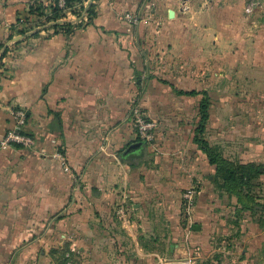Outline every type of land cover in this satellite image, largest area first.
<instances>
[{
	"label": "crops",
	"instance_id": "1",
	"mask_svg": "<svg viewBox=\"0 0 264 264\" xmlns=\"http://www.w3.org/2000/svg\"><path fill=\"white\" fill-rule=\"evenodd\" d=\"M34 1L0 0V44ZM207 1L94 0L92 24L69 35L50 27L11 44L0 67V142L13 126L12 111L22 108L34 143L0 148V264L17 263L31 224L76 223V208L86 220L92 208L104 214L123 207V227L133 235L139 209L156 202L177 207L181 192L204 189L206 176L212 181L215 166L194 141L203 94L177 92L220 93V13L216 0L213 6ZM128 12L145 19L134 26L124 18ZM207 44L210 61L204 59ZM177 52L179 85L171 70L156 69L173 64ZM210 63L217 82L212 90L204 87ZM135 102L158 127L149 145L125 156L138 142ZM247 226L244 238L263 242L264 230L252 220Z\"/></svg>",
	"mask_w": 264,
	"mask_h": 264
},
{
	"label": "rangeland",
	"instance_id": "2",
	"mask_svg": "<svg viewBox=\"0 0 264 264\" xmlns=\"http://www.w3.org/2000/svg\"><path fill=\"white\" fill-rule=\"evenodd\" d=\"M212 2L207 1L208 6ZM215 4L221 26L220 80L218 88L216 81L212 84L210 63L204 87L220 89V93L209 94L206 136L229 158L264 163V0H216ZM207 36L205 40L212 44ZM208 44L205 61L212 60ZM174 57L173 64H159L156 69L160 73L171 70L174 81L183 84L182 57L179 52ZM140 106L144 117L156 124L155 138L158 121ZM205 180L204 189H189L191 198H186L188 190L181 192L180 202L174 201L177 207H159L156 202L151 208L139 209L133 235L123 227V207L104 214L92 208L93 216L86 220L76 208V223L31 224L22 255L15 257L14 264H264V240L257 239L252 245L244 238L250 215L238 217L236 197L220 196L213 179L206 176ZM203 201L208 207H200ZM193 224L203 227L194 229Z\"/></svg>",
	"mask_w": 264,
	"mask_h": 264
},
{
	"label": "trees",
	"instance_id": "3",
	"mask_svg": "<svg viewBox=\"0 0 264 264\" xmlns=\"http://www.w3.org/2000/svg\"><path fill=\"white\" fill-rule=\"evenodd\" d=\"M96 6L94 0H90L87 4H84V0H66L65 8L59 6L58 0H51L48 6L42 0L30 3L25 13H18L16 22L11 26L9 36L0 44V67L4 66L5 57L11 54L12 46L37 36L42 30L52 27L54 33L62 31L69 35L92 24L98 14ZM30 15L43 18L39 21L31 20ZM177 92L189 95L203 94L198 106V125L194 131V141L206 154L209 163L215 166L213 182L220 196L227 194L230 199L236 197L237 204H239L236 209L238 217L248 213L251 220L264 229V163L229 158L224 154L219 144H212L209 141L206 130L211 114V101L207 90H177ZM22 131L32 136L25 130V126ZM141 140L138 135V141ZM12 145L23 147L17 142H13ZM147 145L149 144L145 141L139 150L131 154L139 152Z\"/></svg>",
	"mask_w": 264,
	"mask_h": 264
},
{
	"label": "built area",
	"instance_id": "4",
	"mask_svg": "<svg viewBox=\"0 0 264 264\" xmlns=\"http://www.w3.org/2000/svg\"><path fill=\"white\" fill-rule=\"evenodd\" d=\"M90 0H84V4H87ZM34 3V2H33ZM58 4L60 7H66V0H58ZM31 20L37 18V20H42V16H34L30 15ZM124 18L128 20V22L132 25H138L141 22V15L138 13H125ZM13 116V126L9 130V132L5 135L3 140L0 142V148L12 144L13 142L20 143L23 146H30L34 143V138L29 135L23 133V128L27 121V113L24 109L18 108L12 111ZM131 117L134 123V126L137 129L138 135L142 140L146 142L153 141L154 139V128L156 124L152 121L147 120L144 117L142 107L139 102H135L131 109ZM192 191L188 190V194H186V198H191Z\"/></svg>",
	"mask_w": 264,
	"mask_h": 264
},
{
	"label": "water",
	"instance_id": "5",
	"mask_svg": "<svg viewBox=\"0 0 264 264\" xmlns=\"http://www.w3.org/2000/svg\"><path fill=\"white\" fill-rule=\"evenodd\" d=\"M143 143H145V140H141V141H138V142H135V143H132L131 145H129V147L126 149V151L124 152V155L127 156V155H130L131 153L139 150L142 146H143ZM192 227L194 229H198L200 228V225H197V224H193Z\"/></svg>",
	"mask_w": 264,
	"mask_h": 264
}]
</instances>
